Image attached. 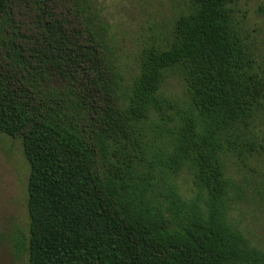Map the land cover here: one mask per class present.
<instances>
[{"label": "trees", "instance_id": "trees-1", "mask_svg": "<svg viewBox=\"0 0 264 264\" xmlns=\"http://www.w3.org/2000/svg\"><path fill=\"white\" fill-rule=\"evenodd\" d=\"M166 1L126 75L106 0H0V134L29 165V232L12 237L27 264H264L230 171L264 153V54L240 0Z\"/></svg>", "mask_w": 264, "mask_h": 264}, {"label": "rangeland", "instance_id": "rangeland-1", "mask_svg": "<svg viewBox=\"0 0 264 264\" xmlns=\"http://www.w3.org/2000/svg\"><path fill=\"white\" fill-rule=\"evenodd\" d=\"M117 40L119 65L127 75L135 67L134 52L153 29L163 26L170 14L166 0H106ZM235 18L244 32L264 54V0H240L234 5ZM169 96L180 98L183 83L176 76L165 85ZM255 131L264 138V110L255 120ZM230 171L247 187L245 200L233 207V217L244 233L264 247V153L249 160L234 158ZM29 165L18 138L0 134V264H27V254L19 257L13 249L15 232L28 236L27 183ZM178 181L184 191L190 179L181 173Z\"/></svg>", "mask_w": 264, "mask_h": 264}]
</instances>
